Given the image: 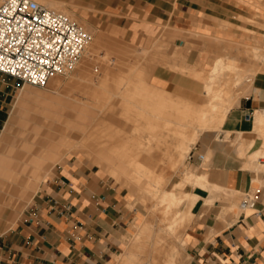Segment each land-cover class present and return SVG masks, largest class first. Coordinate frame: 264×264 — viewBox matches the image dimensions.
Returning <instances> with one entry per match:
<instances>
[{
  "label": "crops",
  "instance_id": "1",
  "mask_svg": "<svg viewBox=\"0 0 264 264\" xmlns=\"http://www.w3.org/2000/svg\"><path fill=\"white\" fill-rule=\"evenodd\" d=\"M58 1L100 18V25L113 36L145 46H151L163 32L175 37L174 44L180 46L185 45V36L202 46L206 44L198 39L226 38L236 32L234 26H223V22L231 21L239 11L247 13L248 7L238 0ZM168 67L183 66L158 65L151 75L153 82L198 100L203 83ZM15 86L14 78L0 72V200L18 191L35 193L45 166L77 139L90 136L89 128L98 117L92 107L67 95L64 98L58 90L42 92L28 86L19 87L8 117V98ZM45 95L52 100L41 101ZM238 100L222 129L204 130L191 150L193 157L205 153L211 158L207 165L198 164L199 173L192 169L206 176L208 184L192 188L199 195L192 207L194 220L181 235L189 264H264V154L258 161L253 162L252 157L264 150V128L258 130L254 123L255 114L264 113V73L254 76L250 89ZM99 154L110 173L127 185L131 167L103 144ZM215 186L228 190L227 194L213 197L210 192ZM246 193L256 194L255 205L239 214L229 212ZM131 195L135 194L130 192L128 199ZM125 200L127 197L86 160L68 156L45 177L23 213L1 227L0 264H111L121 253L127 223L135 213ZM142 216L136 215L133 226Z\"/></svg>",
  "mask_w": 264,
  "mask_h": 264
},
{
  "label": "rangeland",
  "instance_id": "2",
  "mask_svg": "<svg viewBox=\"0 0 264 264\" xmlns=\"http://www.w3.org/2000/svg\"><path fill=\"white\" fill-rule=\"evenodd\" d=\"M238 1L248 6L246 8L247 13L239 11V13L235 14L236 16H234L231 19V21H228V22L225 21L222 24L223 26H228V25L234 26L233 30H235L236 33L234 32L231 33L230 36H228L230 38L228 37L219 38L213 35V36L205 37L206 39H198V40H201V42H204L206 44L204 46L197 44L194 40H192L191 38L187 36H185L186 40H185L184 46H180V44H174L176 38L169 35L168 32H163L151 46H145L142 44L140 45L134 44V43L129 42L128 40H124V39L113 36L107 28L100 25L102 22L100 18L95 19L92 15L80 12V10H78V6H75L73 4L66 3V2H64L63 4H56L57 3L56 2L50 5L51 3H49L47 0L39 1L42 4H45L46 6L52 9H55L58 11L62 10L63 12H66L67 14L72 16L74 19H76L78 22H80L83 26H85L90 32L93 30L91 32L93 36L92 37L93 41L95 40L93 38H96V36H99L100 34H102L100 44L98 45L96 51H94L93 53H90L89 52L90 45H89L87 47L88 49L86 48L84 55L81 57L79 62L74 66L72 70H70L67 74L57 75L60 79L59 84L61 85V86L59 85L60 88H57V90L61 92V96H64V98L68 94L67 96L70 95L71 97L70 96L69 97L76 100L77 102H81L89 107H92L98 113V116L101 113L100 107L98 108L99 105L112 106V104L113 105L115 104L116 108H114L115 105L112 108L114 109L112 110L113 111L112 118H113L114 124L111 129H108V131L106 130L107 132L110 131L111 134L108 133L110 134L108 135L107 132L105 130L104 131L106 132L108 137H115L118 134L120 135L126 134L130 136V134H132L133 132H135L136 135H140V133L141 134L143 133V135H145L146 137H149L151 139L150 140L151 150H150L149 156L152 159L155 157H160V161L162 160L161 162L159 161L161 163V164L159 163L161 167H158L159 165L157 167L164 168L165 171L167 172L166 177L168 181L166 184V188H170L172 184L180 180V178L182 177L184 173V169L185 170L186 168L194 169L197 173H199L200 169L198 167V164L207 165L211 156L209 154H206V161H204L205 160L204 159L202 160L203 162L201 163L200 162L197 163L196 162V160H198L197 157H193L191 150H193L194 146L196 145L198 138L200 136L199 135L195 143L191 146V149H190L191 155L189 152L190 157L186 156V158L183 160V164L181 163L179 166L175 168L174 166H175L176 159H180L182 155H184L187 149L186 140L183 139L182 140L183 142L181 140L176 141L175 139L176 136H174L173 134L168 135L166 132H164L162 137H165V138H162V142H165L164 143L165 145L162 143V145H160V148L156 147V141L154 138H152V136L154 137V132L157 127L156 124L153 123L155 119L153 117H151L150 119L144 115L136 116L139 120V124H137V128L138 130L140 129L139 132L138 130L136 131V127H135L136 123H135V120L133 119L135 118L133 117L134 116L133 111L136 112L137 114H141L142 110L139 108V106H144L146 110L157 111L159 108L167 109V106L172 105V104L174 106H177V105L182 106L184 103L188 101V99L186 100L187 97L180 96L173 92L171 93H172L173 98L176 99L175 103L174 101L171 102L167 100L164 101L163 99L161 100L160 97H156V99H153V100L150 99L151 94H152L151 90L153 88L159 87L152 80V77H151L152 72L158 65H162V64L157 62L154 66H147L144 64L146 60L143 61L142 63L141 60L146 54H143L144 50H142L141 48H147L148 51L153 50V52L156 53V57L158 56L159 59L160 58L162 59V57L165 58L164 66H166V63H168L171 65H178V66H183V67L186 66L189 69L194 68L192 69L193 74H198V75L201 74L204 71V69L205 70L209 69L213 65V60L217 56H223L224 58L228 57L230 59H233V61H235L234 59H236V62L238 61L237 62L238 65L239 64L240 66L244 65L242 67L243 69L250 68L251 71L255 72L253 75V79H254V76L257 73H264V68H263L264 66L262 63H258L255 60L253 54L250 53V51L246 49H249V47L252 44L253 45L257 44L261 47H264V27H261L259 23L255 22V20H257L259 22L264 23V0H238ZM243 16L250 17L252 19H247V22H246V20L243 19ZM94 29L96 30V32ZM195 36H198L197 38H203V36H200L197 34H195ZM244 43H248V44L246 45ZM179 47H181L180 51L176 52L175 51L176 48H179ZM166 49H167L166 51L167 53H165ZM246 51H248L249 53ZM88 52L91 55L88 54ZM180 53H182L181 55L184 54L183 55L184 58H181ZM202 53H203V56H202L203 60L199 63L200 65H198V62L196 61L198 57L200 56V54L202 55ZM151 54L154 56L153 53ZM138 55L139 56L141 55L140 56L141 59ZM137 60L139 63L137 62ZM227 60L229 61V59ZM255 65H257L258 68ZM77 67L82 68V81L79 84L78 83L73 84L71 80L73 79L74 72L76 73L77 71ZM169 68L170 67H168V69ZM196 68L198 71L196 70ZM260 68H263V69H260ZM170 70L174 72V69L170 68ZM185 75H188V74H185ZM7 76L10 78H13L9 75ZM120 77L122 78L124 77L125 80L127 79L126 84L124 85L121 83L119 84V82L124 80ZM15 81H16V86L8 98V102H9L8 103V117L10 114V110L13 108L18 98L20 86H28V87H31L32 89H37L42 92H50L49 84H47L44 87H40V86H35L29 83H24L21 80H17V79H15ZM252 82L253 80L251 81V83L247 82V84H245V86L248 85L247 87L245 86H242V88L238 87L237 91L239 90V92H241L239 99L243 94L248 92V90L250 89L252 85ZM200 84H202V81H200ZM118 92L120 93L119 96H118ZM123 95L125 96V98ZM120 96H123V97H120ZM202 97L203 95L201 94L198 100H200ZM88 102L92 103V105H90V103L88 104ZM96 104H99V105H96ZM128 107H130L131 111L128 109ZM120 111L122 113L124 112V114L127 115L128 117L127 118L123 117L125 115L124 114L122 115ZM119 113H121L122 116ZM130 113L131 114L133 113V114L130 115ZM129 117L131 119H128ZM124 118L126 119V121ZM127 119L130 120L131 122L128 121ZM133 124L135 126H133ZM114 125L116 126V128ZM118 129H121L120 133L117 132ZM132 129H134L133 132H132ZM221 129L222 128L220 129L218 128L217 130L219 131ZM210 130H213V129H210ZM104 131L101 128L100 131H96L97 133L95 132L88 137H85V138L81 137L77 139L72 144V146L69 148L67 147V149L63 151L55 161H50L48 165L45 166L44 168V171H45L44 174L46 175L44 176L43 174V176H41V178L39 179L38 189L35 193L31 192V190L23 191V192L18 191L12 197L10 195H6L5 198L0 200V230H1V227L7 222V220L11 222L12 220L19 217L23 213V211L33 202L36 193L39 191L42 185L43 180L45 179L46 176H49L53 173L55 165L59 162H63L68 156L75 155L83 160H86L87 163H89L96 170L104 174L105 177L111 181L112 185L116 189L121 191L123 196L125 195L127 197V201L125 200L124 202L127 203L129 207L135 208V213L133 217L128 221L126 233L122 238L121 248L119 250V253L120 252L121 253L118 255L119 258L118 256L115 257V260L112 261L111 263V264H119V263L121 264V261L124 260L125 258L124 252L129 248V246L132 245L135 233L138 230L137 229L138 227H136L137 224L133 226V224L135 223L136 215L138 213L143 214L139 222V225H138L140 227L142 225L141 223H143L149 218V215L153 214L152 216H154L156 213L154 217L162 216V210L161 208L158 207L155 209L154 213L151 212L153 210L149 203L151 201H154V199L151 196H149L148 190L153 188V181H149L146 184L139 186L135 184L133 179H130V177H128L126 179V182H127V185H126L121 180H117L116 177L110 173L109 168L106 167L102 163V159L100 158L99 153H100L101 146H102L100 142L102 143L103 138L105 137L102 135ZM124 132H127V133H124ZM0 133H1V130H0ZM99 133L103 137L99 135ZM94 134H96V136ZM158 148L160 149V153L158 151ZM166 148H169V149L165 151ZM256 160L258 161L259 158H257ZM262 160H264V155L262 156ZM154 167L155 169H158L156 166ZM148 183L150 184V187L148 186L149 185ZM192 188H195V187L191 186L190 184H187L184 189L194 191ZM182 190L183 189H179V191H182ZM130 192L134 193L135 195H131V198L128 199ZM245 195L246 194H241L242 199L245 197ZM142 196L144 197V200L142 199ZM198 198H199V195L196 197V200ZM241 200L239 202L236 201V203L233 205V209H231V211L229 212L237 213V214L243 212L244 209L241 208L240 206ZM193 220H194V213H192L191 216L184 222L183 226H180V227L178 226L174 229L173 236L175 238V241L178 243L177 250L178 252L182 251L180 252L181 255L177 253L178 258L179 260L182 259L181 261H183L184 264H189V256H188L186 247H181L179 243L182 242V239H181L182 233L183 232L185 233L187 231V229L191 226ZM132 226L134 227L133 232H131ZM146 248H147V245L145 246V251H142L141 254H143L144 252L146 253ZM185 255L186 257H184ZM182 256L184 259L182 258Z\"/></svg>",
  "mask_w": 264,
  "mask_h": 264
},
{
  "label": "bare ground",
  "instance_id": "3",
  "mask_svg": "<svg viewBox=\"0 0 264 264\" xmlns=\"http://www.w3.org/2000/svg\"><path fill=\"white\" fill-rule=\"evenodd\" d=\"M37 1L39 2L42 0H37ZM47 1L49 3H51L50 5H52L56 2H57L56 4H63V2L56 1V0L55 1L54 0H47ZM257 23H259L261 25V27H264V23L259 22V21ZM95 32H96V30H95ZM93 34H94V32H93ZM101 35L102 34H100L99 36H96V38H93L95 40L94 41L91 40V44L89 43L90 46L89 45L88 46H89V52L90 53H93L94 51H96L98 45L100 44V40L102 37ZM92 41H93V43H92ZM244 44L247 45L248 43H244ZM142 50H144L143 54H146V55H144V57L141 60L142 63H143V61L146 60V62H144V64L147 66H154L157 62L164 65L165 58L162 57V59L161 58L159 59L158 56L156 57V53L153 52V50H151V51H148L145 49H142ZM246 50L250 51V53L253 54L255 60L258 63H262L264 66V47H261L257 44L256 45L252 44L249 47V49H246ZM248 51H246V52H248ZM89 52H88V54H90ZM151 53H153L154 56ZM143 54H142V56H143ZM244 54H245V52H244ZM165 57H167V56H165ZM140 59H141V57H140ZM227 59H229V61ZM234 60L235 61H233V59H230L228 57L224 58L223 56H217L213 60V65L207 70L204 69V71L199 75L193 74L192 69H194V68L189 69L186 66L185 67H177L174 69L176 71H180V72H183L185 74H188L189 76H192L196 80L202 81V83H203V88H202L203 97L200 100H192V99L186 98V100L188 99V101L186 103H184L182 106H179V105L174 106L172 104V105L167 106V109L166 108H164V109L159 108L157 111L146 110L144 106H139V108L142 110L141 114H137L136 112L133 111V113H134L133 117H135L133 119L135 120V123H136L135 124L136 126L134 124H133V126L136 127V131L138 130L137 124H139V120L136 116H139V115L143 116L144 115L150 119H151V117H153L155 119V121H153V123H155L157 127H156L155 132H154V137L152 136V138H154L156 141V147L160 148V145H162V143L163 144L165 143V142H162V138H165V137H162L164 132H166L168 135L173 134L174 136H176L175 137L176 141H180V140L182 141L183 139L187 141V149H186L185 153L182 151L184 153V155H182V157L180 159H176L175 166H174L175 168L177 166H179L181 163L183 164V160L186 158V156H189L191 146L195 143L198 136L204 130L218 129V128L220 129L222 127V124L225 120L226 115L228 114V112L230 111L232 106H234V104L236 103V101L238 100V98L240 96L241 92H239V90L237 91L238 87L242 88V86H245V84H247V82L251 83V81L253 80V75L255 72L251 71L250 68L243 69L242 67L244 65L240 66V64L239 65L237 64L238 61L236 62V59H234ZM137 62H138V60H137ZM192 65H194V64H192ZM257 65H259V64H257ZM257 65H255V66L257 67ZM256 67H254V68H256ZM263 68H260V69H263ZM196 70H197V68H196ZM199 71H200V69H199ZM179 74H181V73H179ZM176 75H177V73H176ZM120 78H122V77H120ZM122 79H124V77ZM122 79H120V80H122ZM188 79H189V77H188ZM59 80L60 79L58 76L52 77L48 82L49 88L53 89L54 91H57V88H60L59 87V85H60ZM81 81H82V68L77 67V71H76V73L74 72L73 79L71 80V82L73 84H76V83L79 84ZM126 81H127V79L126 80L124 79L121 82H119V84L121 83L124 85V84H126ZM247 86L248 85H246L245 87H247ZM245 87H244V89H245ZM57 92H59V94H61L60 91H57ZM151 92H152V94L150 93L151 94L150 99H152V100L156 99V97H160L161 100L163 99L164 101L165 100L171 101V102L174 101V103L176 101V99L173 98L171 91H169L167 89H164L161 87H156V88H153L151 90ZM116 94H117V92H116ZM119 94L120 93L118 92V96H119ZM123 96H120V97H123ZM76 97H78V96H76ZM124 98H125V96H124ZM47 100L48 101L52 100V99H50L49 95H45V97L41 99V101H43V102H45ZM104 100H105V98H104ZM104 100H103V102H104ZM60 102L64 103L66 101L62 99ZM89 103L90 102H88V104ZM104 104H105V102H104ZM90 105H92V103H90ZM96 105H99V104H96ZM114 105L113 104H112V106L99 105L98 108L100 107L101 113L99 114L98 117L96 116L97 119L93 123V126L91 128H89L90 131L88 129L87 130L93 134L96 131H100L101 128L103 131L104 130L108 131V129H111L113 124H114L113 118H112L113 117V115H112L113 111L112 110H114L112 108ZM114 108H116V105ZM128 109L131 111L130 107H128ZM125 111H127V110H125ZM121 113H119V114L121 115ZM123 114H124V112L122 113V115ZM132 114L130 113V115H132ZM255 115L256 116H255L254 123L256 125V128L258 130L263 129L264 128V113H260L258 111ZM123 117L127 118L128 116L125 115ZM128 119H131V118L129 117ZM125 121H126V119H125ZM128 121H130V120H128ZM132 122H134V121H132ZM115 128H116V126H115ZM120 130L121 129H118L117 132L120 133ZM133 130L134 129H132V132H133ZM105 131L102 134L105 137L103 138L102 143L100 142V144H103L104 146L109 148L121 160H123L125 163H127L131 167V169L133 170L132 171L133 173L131 174L130 179H133L136 185L142 186L143 184H146L149 181H153V188L151 187L152 189L148 190L149 196H151L154 199V201H151L149 203L152 210H153V211H151V210L150 211L154 213L155 209L158 207L161 208V210H162V216L154 217L156 215V213L154 216H152L153 214H151V215H149V218L146 221H144V222L142 221L143 223H141L142 225L140 227L138 226L139 223L136 225V227H138L137 228L138 230L135 233L132 245L129 246V248L124 252L125 255L124 254L123 255L125 256V258H124V260L121 261V264H184L183 261H181L182 259L179 260V258H178V254L181 255L180 252H182V251L178 252V250H177L178 243L175 241V238L173 236L174 235V229L178 226L179 227L183 226L184 222L191 216V214L193 213L192 207L195 204V202L197 201L196 197L198 196V194L195 193L194 191L184 189V188L187 184H190L193 187L206 188V186L208 184L207 177L203 176V175L202 176L197 175L192 169L186 168V170L184 169V173H183L182 177L180 178V180L176 181L174 184H172L170 188H166V184L168 181L167 177H166L167 172L165 171L164 168H158V167H161L160 162L162 160L160 161V157H155L152 159L149 156L150 150H151V144H150L151 139L149 137H146L145 135H143V133L142 134L140 133V135H136L135 132L130 134V136L126 135V134L120 135L117 133L118 135H116L115 137H108V135H110L111 133H110V131L109 132L106 131L107 134L110 133L107 135ZM139 131H140V129L138 130V132ZM124 133H127V132H124ZM113 134H115V133H113ZM94 135L96 136V134H94ZM99 135H101V134L99 133ZM163 140H165V139H163ZM159 148H158V151L160 153ZM167 149H169V148H166L165 151ZM263 149H264V147H263ZM182 152H181V154H182ZM253 154H252V157L254 156L253 157L254 158L253 162H254V160L257 159L261 154H264V150H262V148H261L257 152H254ZM103 162H105V161H103ZM154 166H156V167L158 166L157 167L158 169H155ZM41 171H42V169H41ZM145 180H146V182H145ZM151 185H152V183H151ZM148 186L150 187V184ZM146 188H147V186H146ZM179 189H183V190L179 191ZM226 191H228V190H226ZM226 191L222 187L215 186L212 189V192H210V193L213 194V197H215V195H219V194L226 192ZM226 194H227V192H226ZM136 195H138V194H136ZM143 196H142V199L144 200ZM231 209H233V207H230V210ZM146 245H147L146 253L144 252L145 254L143 253L144 254V256H143V254H141V252L145 251ZM179 245L181 247H185L184 239L182 240V242L179 243ZM184 257H186V255ZM118 258H119V256H118ZM182 258H183V256H182ZM116 262H117V260H116Z\"/></svg>",
  "mask_w": 264,
  "mask_h": 264
},
{
  "label": "built area",
  "instance_id": "4",
  "mask_svg": "<svg viewBox=\"0 0 264 264\" xmlns=\"http://www.w3.org/2000/svg\"><path fill=\"white\" fill-rule=\"evenodd\" d=\"M92 37L72 16L37 0H0V72L24 83L44 87L52 77L67 74ZM255 202L256 194L246 193L240 205L247 209Z\"/></svg>",
  "mask_w": 264,
  "mask_h": 264
}]
</instances>
